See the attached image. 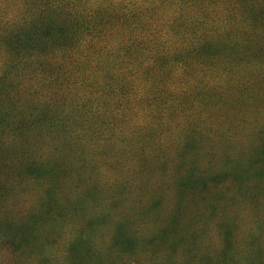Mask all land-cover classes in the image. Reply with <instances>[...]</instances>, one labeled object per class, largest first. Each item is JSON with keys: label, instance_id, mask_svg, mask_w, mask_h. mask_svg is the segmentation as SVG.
I'll return each instance as SVG.
<instances>
[{"label": "clouds", "instance_id": "9594fccd", "mask_svg": "<svg viewBox=\"0 0 264 264\" xmlns=\"http://www.w3.org/2000/svg\"><path fill=\"white\" fill-rule=\"evenodd\" d=\"M0 264H264V0H0Z\"/></svg>", "mask_w": 264, "mask_h": 264}]
</instances>
